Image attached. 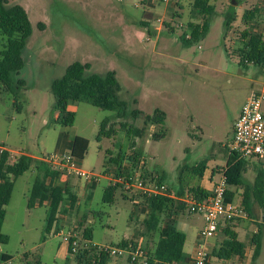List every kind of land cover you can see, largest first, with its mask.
<instances>
[{
  "label": "rangeland",
  "instance_id": "374dc122",
  "mask_svg": "<svg viewBox=\"0 0 264 264\" xmlns=\"http://www.w3.org/2000/svg\"><path fill=\"white\" fill-rule=\"evenodd\" d=\"M8 1L26 10L32 35L22 54L24 67L15 78L22 79L25 87L12 93L0 84V145L11 150L13 159L28 154L43 161L51 155L71 153L74 138L83 137L88 150L76 164L101 179L61 177L59 182L76 194V199L67 204L68 213L57 216L49 232L47 208L30 209L28 205L37 170L32 168L19 177L3 225L8 242L0 245V254L12 257L7 264H83L77 250L86 244L82 236L85 229L93 232L89 244L120 246L132 242L142 247L145 256L136 263L141 264L155 251L161 238L159 228L171 217L179 230L188 233L187 249L197 237L200 242L202 216L187 210L179 215L160 214L158 227L150 229L151 210L134 191L123 193L124 189H119L112 202L105 200L106 188L113 186L105 176L113 177L116 172L112 159L124 157L123 166L128 167L132 154L133 138L120 129V124L144 127L145 116L160 110L166 115L162 126L165 137L153 139L160 129L155 125L137 140L136 150L142 153L139 169L148 178L164 177V184L176 192L192 184L196 177L193 168L217 150L220 153L219 142H226L247 96L264 85V69L242 65L237 54L246 29L264 35V0H217L214 14L205 18L192 10L193 0ZM256 7L262 13L249 26L243 16ZM232 12L236 20L228 32L226 16ZM204 20L209 24L207 34L200 41L185 44L181 38L188 32V23L202 24ZM6 42L7 38L0 35V52ZM76 62L91 66L87 76L116 72L120 98L128 102L130 110H140L141 118L119 122L115 112L79 101L71 102L68 108L75 115L74 124L64 126L61 114L53 109L52 84ZM262 110L264 113V103ZM105 121L115 124L113 137L100 138ZM217 156L210 161V169L224 164L222 154ZM248 160L260 165L256 158ZM255 177L250 167L242 178L244 190L249 189L250 213L240 205L246 190L243 192L241 186L229 188L235 194L233 204L243 209L233 227L246 247V256L222 260L211 253L210 264H264V201L258 203L252 192ZM221 179L216 173L214 181ZM259 229V254L254 257L253 237ZM70 233L78 241L73 253L65 240L70 239ZM224 237L218 232L209 239V251L219 250ZM109 264L134 263L127 253L123 258H111Z\"/></svg>",
  "mask_w": 264,
  "mask_h": 264
},
{
  "label": "trees",
  "instance_id": "16d2710c",
  "mask_svg": "<svg viewBox=\"0 0 264 264\" xmlns=\"http://www.w3.org/2000/svg\"><path fill=\"white\" fill-rule=\"evenodd\" d=\"M217 0H193V11L197 15L205 18L215 12L213 8L214 2ZM262 13L258 7L247 11L243 18L246 24L254 22V20ZM236 20V15L232 12L226 16L227 31L230 32L233 23ZM264 27V26H263ZM44 29V25H40ZM188 32L184 33L181 40L190 45L193 42L200 41L208 32L209 24L204 20L202 24L190 21L187 25ZM171 30V29H170ZM190 34V39L186 36ZM0 35L7 38L4 44V49L0 52V84L3 85L5 91L15 92L20 88L25 87V82L22 79H15L20 75L24 67L22 54L25 50L27 40L32 35V25L26 10L18 4L10 5L8 0H0ZM242 46L237 50L241 64L244 66L254 65L264 69V35L259 32H253L251 29H246L241 37ZM89 64L76 62L69 66L61 79L55 80L52 84V92L55 97L54 110L61 114L62 124L64 126H72L74 124L75 115L69 111L71 102L84 101L91 105L106 111L116 113V117L121 122L125 118L138 120L142 116L140 110H130L128 102L122 100L119 96L121 85L118 82L116 72L110 71L105 75L86 73L90 70ZM165 113L157 110L153 116H145L144 127H131L127 124H120V129L124 130L129 138H133L132 154L129 156L128 167L123 166L124 157H118L112 163L116 166L114 177L128 179L134 177L136 171H140L139 166L142 163V153L137 152V140L143 138L149 131V126H160L159 131L152 135L154 140H159L165 137L163 125L165 122ZM148 126V127H147ZM116 133L115 124H110V121H105L100 127V138L113 137ZM220 145V144H219ZM218 148V147H217ZM217 148L215 150H217ZM88 150V141L80 136H76L73 140L71 154L74 159H83ZM225 152L227 158V167L225 169V179L228 188L238 187L243 185V175L247 172L248 163L246 159H238L236 155L230 154L225 147L221 148L220 153ZM218 152V153H217ZM212 153L209 158L201 161L193 168V175L202 178L207 170L208 163L217 156L219 150ZM264 167V166H263ZM32 168L37 170V177L33 184L30 197L29 208L46 207L48 211V231L51 232L52 226L57 220V216H63L67 213V204L75 203L76 197L70 190H67L59 180L62 173L55 170L49 164L41 160H36L33 157L22 154L20 157L12 158L11 153L6 152L0 155V245L8 242V236L3 233V225L6 220V208L10 204L13 196L15 181L23 176ZM142 178L148 179L145 176V171L142 172ZM159 184L164 183V177H158ZM66 189V193H65ZM119 189H123L121 184L109 185L105 191V200L112 202L114 194ZM124 193V190H122ZM252 192L258 203L264 200V170H261L252 187ZM179 195H185L184 190L178 191ZM249 189H246L244 194L243 205L246 212L250 213L249 208ZM189 194L194 195L198 199H205L209 193L197 187L189 190ZM127 198L125 195H123ZM227 200L233 202L234 194L227 190ZM148 208L151 210V216L148 221L150 229H156L159 224L158 216L160 214L174 213L181 214L187 210L186 206L177 204L173 200L166 198L141 197ZM226 222L225 226L219 229V232L224 233L225 237L220 245L219 250L214 249L212 254L217 255L222 260H230L232 257L243 258L246 247L238 240V234L234 230V221ZM264 225V224H263ZM264 227V226H263ZM161 230V238L156 244L155 251L150 253L151 259L149 264H181L191 263L192 258H187L184 252L186 243V234L179 230L175 224V220L171 217L167 224ZM60 233V231H58ZM58 233V234H59ZM262 229L253 237V244L256 247L254 257L258 256L260 248V236ZM85 241H92L93 232L91 229H85L82 232ZM75 239V238H74ZM69 242V252H74L73 242ZM128 242H123L120 246H126ZM77 258L83 264H109L110 258L99 254L94 248V244H90L88 248L84 247L77 250ZM12 257L8 254H0V262H11ZM136 264V263H134Z\"/></svg>",
  "mask_w": 264,
  "mask_h": 264
},
{
  "label": "built area",
  "instance_id": "2783aa9c",
  "mask_svg": "<svg viewBox=\"0 0 264 264\" xmlns=\"http://www.w3.org/2000/svg\"><path fill=\"white\" fill-rule=\"evenodd\" d=\"M167 2V0H163ZM159 21H161L159 19ZM181 27V26H179ZM190 34L186 36L190 39ZM264 103V85L260 91L254 92L249 100L244 104L241 113L234 124L233 137L229 140L225 147L230 154H234L238 159H251L256 158L264 165V113L262 106ZM11 150L5 146L0 145V155ZM43 161L53 167L55 170L62 173V176L68 177L78 176L87 180L100 181L101 176H96L83 171L77 166V162L71 153L63 156L51 155L43 159ZM142 165V163H141ZM113 175V174H112ZM107 174L105 176L111 184L123 185L124 191L127 193L134 191L140 197H153V198H166L173 200L177 204L186 206L190 214H197L202 216L204 220V227L200 231L201 240L197 244L194 255L191 257L190 264H210L211 252L208 249L207 241L216 237L219 232L220 226L223 222H231L243 212L242 207L236 206L233 202L227 200V190L225 173L222 175L220 182L215 183L211 192L205 199H198L189 193L179 195L178 192L169 188L166 184H159L158 177H150L147 180L142 178L141 171L137 172L134 177L128 179L112 177ZM60 231L59 234H62ZM71 234V233H70ZM76 235H70V239H65L70 242ZM84 247L88 248L89 243L85 241ZM89 242V241H88ZM73 246H78V241L73 242ZM94 248L107 257L123 258L125 254L130 255V261L137 263L140 258H144L145 251L142 247L136 246L134 243L129 242L126 246L114 245H100L94 244ZM151 257L146 258L141 264H149ZM10 262H2L7 264ZM1 264V263H0Z\"/></svg>",
  "mask_w": 264,
  "mask_h": 264
},
{
  "label": "crops",
  "instance_id": "0c3cea01",
  "mask_svg": "<svg viewBox=\"0 0 264 264\" xmlns=\"http://www.w3.org/2000/svg\"><path fill=\"white\" fill-rule=\"evenodd\" d=\"M254 93V92H253ZM253 93H251V95L253 94ZM251 95H248L247 96V99H246V102L249 100V98L251 97ZM245 102V103H246ZM244 103V104H245ZM243 107V106H242ZM263 107V106H262ZM242 109V108H241ZM240 113H241V110H240ZM240 113L238 114V117H239V115H240ZM237 117V118H238ZM236 118V119H237ZM236 119L234 120V122H233V124H232V127H231V131H230V134H229V137L227 138V140H226V142H224V143H221V142H219L220 143V145H221V148H225V144L229 141V140H231V138L233 137V131H234V124H235V121H236ZM72 144H73V142H72ZM72 144H71V148H72ZM222 152V156H223V159H224V164H221V165H219V166H216V167H214V168H209V164L211 163V162H209L208 163V166H207V170L205 171V173H204V175H203V177L202 178H200L201 179V181H198V179L197 178H199V177H195V178H193V181H192V184H190L187 188H183V187H181L179 190H177V192L178 191H180V190H184L185 191V194H187V193H189V190L190 189H193V188H197V187H199V188H201V189H203V190H205L206 192H208V193H210L211 192V189H212V187H213V185L215 184V183H217V182H215L214 181V177H215V174L216 173H219V174H221V175H223L224 174V172H225V169H226V167H227V158H226V156H225V152H223V151H221ZM26 155H28V154H26ZM29 156H31V155H29ZM31 157H33V156H31ZM218 156H214V158L211 160V161H215L216 160V158H217ZM34 158V157H33ZM34 159H36V158H34ZM37 160V159H36ZM247 163H248V166H247V168L249 169L250 167H252L253 168V170L256 172V177H257V175H258V173L261 171V170H264V167H262L261 166V164L262 163H260V165L259 166H257V165H255V164H253L251 161H249V160H247ZM263 165V164H262ZM137 172H139V171H136V173ZM143 171H141V173H142ZM256 177H255V179H256ZM65 183H67V182H65ZM253 184L254 183H252V187H253ZM239 187V186H238ZM242 188H243V185L241 186ZM229 189V188H228ZM243 190H244V188H243ZM246 190V189H245ZM245 190L243 191V192H245ZM230 191V190H229ZM231 192V191H230ZM65 193H66V189H65ZM234 194V193H233ZM244 194L245 193H243V195H241L240 197H243L242 198V201L240 202V205H243V200H244ZM74 197H76V194H75V196ZM235 199V194H234V198H233V200ZM11 202V201H10ZM10 205V204H9ZM8 205V206H9ZM244 207V206H243ZM245 208V207H244ZM68 213V212H67ZM224 223H222L221 224V227H223L224 225H223ZM201 231V230H200ZM183 232V231H182ZM185 233V232H184ZM186 234V233H185ZM214 239V238H213ZM187 242H188V233L186 234V243H185V246H184V252H185V254H186V256H187V258H191L193 255H194V253H195V250H196V247H197V244L199 243V240H198V237L196 238V240L194 241V243H193V246L190 248V249H187ZM214 249H216V248H214ZM213 249V250H214ZM212 253V252H211ZM246 256V252H245V255H244V257ZM243 257V258H244ZM243 258H240V260H242ZM185 264H187L186 262H185Z\"/></svg>",
  "mask_w": 264,
  "mask_h": 264
}]
</instances>
